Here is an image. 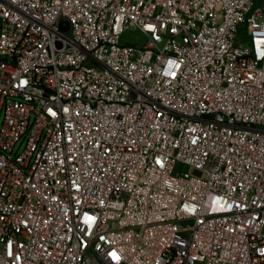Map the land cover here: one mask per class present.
Masks as SVG:
<instances>
[{
	"label": "built area",
	"instance_id": "built-area-1",
	"mask_svg": "<svg viewBox=\"0 0 264 264\" xmlns=\"http://www.w3.org/2000/svg\"><path fill=\"white\" fill-rule=\"evenodd\" d=\"M0 264H264V0H0Z\"/></svg>",
	"mask_w": 264,
	"mask_h": 264
},
{
	"label": "rangeland",
	"instance_id": "rangeland-1",
	"mask_svg": "<svg viewBox=\"0 0 264 264\" xmlns=\"http://www.w3.org/2000/svg\"><path fill=\"white\" fill-rule=\"evenodd\" d=\"M122 42L126 45H142L145 42V37L140 32L130 29L122 36ZM187 170V168H183V171Z\"/></svg>",
	"mask_w": 264,
	"mask_h": 264
}]
</instances>
